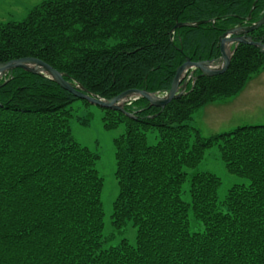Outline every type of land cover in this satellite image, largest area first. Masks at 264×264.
Returning a JSON list of instances; mask_svg holds the SVG:
<instances>
[{
	"label": "trees",
	"instance_id": "16d2710c",
	"mask_svg": "<svg viewBox=\"0 0 264 264\" xmlns=\"http://www.w3.org/2000/svg\"><path fill=\"white\" fill-rule=\"evenodd\" d=\"M254 1L44 0L0 25V63L40 58L107 99L131 88L165 92L187 56H220L227 29L262 18L257 0L248 19ZM202 19L214 21L175 28ZM249 34L264 42V24ZM262 71L264 52L240 43L225 72L197 70L194 87L163 110L143 97L126 104L136 118L103 108L107 129L125 125L113 141L118 192L107 233L100 155L71 132L78 97L47 76L8 72L0 80V264H264V124L203 136L190 123L198 107L233 101ZM213 146L230 173L250 179L223 200L217 174L188 171ZM191 214L202 231L190 230ZM129 223L135 243L115 242Z\"/></svg>",
	"mask_w": 264,
	"mask_h": 264
},
{
	"label": "rangeland",
	"instance_id": "374dc122",
	"mask_svg": "<svg viewBox=\"0 0 264 264\" xmlns=\"http://www.w3.org/2000/svg\"><path fill=\"white\" fill-rule=\"evenodd\" d=\"M42 1L44 0H0V25L25 19L30 11ZM69 108L72 113L70 126L73 138L100 155L97 167L105 181L102 200L105 232L107 233L113 229L111 213L113 201L118 192L113 141L115 137L124 132L125 125L121 123L116 128L107 129L103 121L105 110L83 98L74 100L69 104ZM190 123L197 127L203 136L230 131L240 125L264 124V71L256 74L233 101L209 103L198 107L193 112ZM157 140V130L153 129L148 133V141L155 144ZM188 171L189 174L197 171H210L217 174L222 180L218 189L219 200L225 199L233 185L250 183L249 178L235 175L227 170L225 162L220 157L218 146L207 149L203 160L197 166L189 168ZM188 185L189 182H186L184 187L187 189ZM203 229L202 222L191 214L190 230L195 232ZM136 231V227L129 223L123 230H116L115 242L126 237L135 243Z\"/></svg>",
	"mask_w": 264,
	"mask_h": 264
},
{
	"label": "water",
	"instance_id": "95a60500",
	"mask_svg": "<svg viewBox=\"0 0 264 264\" xmlns=\"http://www.w3.org/2000/svg\"><path fill=\"white\" fill-rule=\"evenodd\" d=\"M257 0L254 1L251 12L248 15V19H251L252 10L256 4ZM214 21V19H202L199 21H181L175 25L176 27L183 26H197L201 23H206L209 21ZM264 23V15L262 18L254 22L250 26H235L227 29L220 36V50H221V60L220 63L216 62L214 59L198 60L194 61L189 56H187L186 61L181 64L173 78L171 88L166 92L162 93L160 91L150 92L147 89L131 88L127 89L120 94L107 99L99 96L98 94L90 91L88 88L83 86L81 83H76L75 81H70L66 78L68 73L60 71L53 67L48 62L37 58V57H21L16 59H10L0 63V80L9 71L15 68H23L24 70L47 76L54 81H56L62 88L73 93L78 98L86 99L92 104L99 105L103 108H109L113 110H119L124 112L127 116L136 118L135 113L128 111L125 107L126 104L143 97L148 100L150 105L161 107L163 110L165 106L170 103L174 98L181 97L183 94L187 93L188 81L184 80L187 70L190 68H198L201 70L200 76L203 75H217L225 72L232 60V56L236 47L239 43H249L262 48L264 52V44L261 41L254 40L251 36H245L246 32L252 31ZM230 34L235 36L230 37ZM229 42L236 43L234 49L231 48ZM218 63V64H217ZM184 80V81H183ZM183 81V82H182ZM155 116V114L153 115Z\"/></svg>",
	"mask_w": 264,
	"mask_h": 264
},
{
	"label": "flooded vegetation",
	"instance_id": "af4514ba",
	"mask_svg": "<svg viewBox=\"0 0 264 264\" xmlns=\"http://www.w3.org/2000/svg\"><path fill=\"white\" fill-rule=\"evenodd\" d=\"M250 20V19H249ZM264 24V23H263ZM262 24V25H263ZM244 26H246V25H244ZM247 26H249V24L247 25ZM258 28V27H257ZM253 31V30H252ZM251 31H249V32H246L244 35L245 36H250V33ZM230 37H233V36H235L234 34H230L229 35ZM252 37V36H251ZM253 38V37H252ZM254 39V38H253ZM255 40V39H254ZM256 41H261L263 44H264V42L262 41V40H256ZM229 44H230V46H231V48L232 49H234V47H235V42L234 43H231V42H229ZM240 44V43H239ZM238 44V45H239ZM245 44H247V43H245ZM237 45V46H238ZM237 48V47H236ZM261 50H262V48L261 47H259ZM236 51V50H235ZM235 51H234V53H235ZM220 52H221V50H220ZM212 59H214L216 62H218V63H220V60H221V54H220V56H218V57H216V58H212ZM217 63V64H218ZM197 70H199L200 72H201V70L200 69H198V68H190L187 72V74L185 75V77H184V80H187L188 81V84L189 83H191L192 85H193V82H195L196 83V80H197V78H198V74L196 73L197 72ZM183 82V81H182ZM187 88H188V86H187Z\"/></svg>",
	"mask_w": 264,
	"mask_h": 264
}]
</instances>
